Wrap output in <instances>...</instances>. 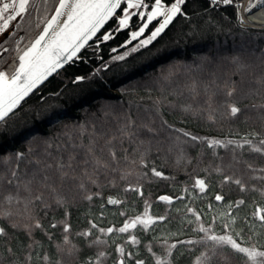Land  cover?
I'll return each instance as SVG.
<instances>
[{
  "label": "trees",
  "instance_id": "obj_1",
  "mask_svg": "<svg viewBox=\"0 0 264 264\" xmlns=\"http://www.w3.org/2000/svg\"><path fill=\"white\" fill-rule=\"evenodd\" d=\"M182 12L136 52L131 49L151 35L159 20L131 40L144 20L133 17L127 29L115 31L112 18L78 58L0 122V155L11 150L0 159V177L17 164L21 178L31 174L36 165L30 161L67 160L74 154L80 162L90 143L103 147L98 155L107 160L108 140L118 160L99 172L89 166L83 177L84 168H78L77 179L63 187L62 205L45 191L51 206L32 209L42 228L27 227L32 220L22 205L0 204V213L13 212L11 217L0 214L7 233L0 236V264H118L120 259L125 264H246L243 254L207 239L226 234L264 251V225L253 216L258 205L264 206V153L254 151L264 140V27L241 24L235 7L212 0H186ZM105 33L113 38L103 41ZM120 53L124 60L116 59ZM232 86L236 92L228 97ZM229 104L240 113L232 116ZM129 121L135 135L122 137L120 130ZM213 140L221 143L209 147ZM16 153L25 158L16 161ZM153 167L167 179L152 175ZM226 176L240 179L247 190L225 183ZM196 179L205 180L204 192L194 187ZM4 191L13 190L4 185ZM164 193L172 196L171 204L159 199ZM217 194L224 200L216 201ZM109 197L121 203L108 204ZM146 210L155 223L118 231ZM65 224L70 226L67 244ZM107 228L113 232H100ZM84 232L90 234L80 235ZM131 236L138 243H131Z\"/></svg>",
  "mask_w": 264,
  "mask_h": 264
},
{
  "label": "snow or ice",
  "instance_id": "obj_2",
  "mask_svg": "<svg viewBox=\"0 0 264 264\" xmlns=\"http://www.w3.org/2000/svg\"><path fill=\"white\" fill-rule=\"evenodd\" d=\"M186 0H58V3L54 7L53 14L50 17L43 18V27L39 31V34L26 44L23 48L17 45V55L12 65L7 69L0 70V122L6 120L10 113L20 104L25 97L29 95L39 84L43 83L50 75L55 73L57 69H60L65 64L78 58L81 49L85 48L89 44V41L93 37L97 36V33L104 27L106 22L114 18L117 22V28L115 31L127 29L130 25V21L133 17H139L145 22L137 31L131 32V40H136L140 37L148 25L154 21L159 20L158 26L151 35L146 39L139 40V44L131 49L132 52L138 51L139 48L147 47L150 45L160 34L168 27L173 21L174 17L178 14L184 15L182 12V5ZM47 3V0H45ZM223 3L224 5H232L237 10V16L239 17V10L241 5L235 3V0H212L213 5ZM264 7V0H250L249 6L245 11L251 13L253 8ZM120 11L122 15L117 16V11ZM147 10V11H144ZM34 0H0V34H3L10 27L12 21H16L18 18L23 20L25 16L31 17L33 12H39ZM242 22V20H241ZM39 26V25H38ZM113 38L112 33H105L102 35L103 41H108ZM19 40H23V37H18ZM101 39V37H97ZM129 40L126 43H131ZM4 51H8L7 48ZM115 51V49L113 50ZM118 60H124L125 56L121 55L116 57ZM78 79H83L79 77ZM236 92L235 86L228 88L226 95L231 97ZM228 109L232 116H236L240 113L241 109L235 104H229ZM134 122L129 121L124 125V128L120 130L121 136L135 135L132 131ZM151 131V129H149ZM185 136L190 137L191 140L197 141L199 138L191 136L190 133H183ZM115 139V138H113ZM209 147L220 144V141H208ZM231 143V142H229ZM246 143H250L246 141ZM112 140L106 141V147L108 148L109 159L105 160L102 155L104 148L97 149L95 143H90L87 148L84 149V154L80 162L77 161V155L69 154L67 160L61 158L52 159L49 161H30L36 165L34 171L29 174L25 173L24 177L18 174V164L16 167L8 173L7 176L0 177V204L7 205H22L23 214H27L28 218L32 220V223L27 225L31 228H42L43 225L39 219H34L32 216V209L35 206H43L45 209L51 205L47 204L44 200V192L47 191L50 195L55 197V203L59 206L65 203L61 196L64 185L69 182H74L77 179V169L83 167L84 171L80 173L83 177L87 175V168L91 166L94 171L99 172L102 170H108L113 167L114 163H118L117 153L112 150ZM260 147L254 148V151L264 153V140L260 141ZM243 145H241L242 147ZM50 147V146H49ZM77 145L73 144V148ZM79 147L83 148V145ZM25 158L24 153H16L15 160L20 161ZM141 164L147 167L141 159ZM252 166L249 165V168ZM255 171V169H253ZM260 171H264L261 169ZM152 175L155 177H164L163 173L157 171L155 167L151 169ZM147 175V173H145ZM95 182L94 180L92 181ZM224 182H234L240 187L241 191H246V185L240 179H234L230 176L224 178ZM4 185H7L13 191H8L5 194ZM80 188L84 187L83 183L79 184ZM194 187H198L200 192H204L207 185L205 180L196 179ZM129 190V189H126ZM132 191H139L138 188H131ZM143 195L142 192H140ZM182 198V197H181ZM86 199L91 200L92 196H86ZM161 201H166L169 204L172 203V199L168 196H161ZM216 201H223L224 196L217 194L215 196ZM108 204L116 205L121 201L112 197H109ZM241 200L239 204H243ZM237 205V206H238ZM188 211H193L189 209ZM5 217L13 216V212L4 211L0 213ZM67 214V213H66ZM196 215L195 213H193ZM253 216L258 219L262 225H264V206H257L253 212ZM197 220L200 219L199 215H196ZM163 220L165 217H159ZM155 223L152 217L148 215L147 210L143 216H136L123 223V226L118 229L120 233H129L130 229H135L137 225L143 228H147L149 224ZM51 227H56L55 224ZM228 225H225L227 228ZM92 228H96L95 224H92ZM201 232L209 233V229L201 226L199 229ZM65 243H69L67 234L70 232V226L65 224L63 228ZM101 233H112L113 228L100 229ZM90 232H84L80 235L88 236ZM6 229L0 227V236H6ZM237 237L239 233L235 234ZM207 239L214 242L215 245H228L236 253L243 254L246 258V264H264V251L258 250L256 245L250 247L242 246L243 241L237 242V239L233 235H207ZM98 243L100 241H97ZM131 243H138L135 236H131ZM183 243V242H181ZM187 243H194L193 241H187ZM174 248L176 245H171ZM122 256L125 255V250L122 246L116 249ZM101 256L103 253L100 254ZM131 256V253L127 254ZM47 259V257H45ZM118 264H125L124 259H120ZM135 264H144L142 260H136ZM157 264H161V261H157Z\"/></svg>",
  "mask_w": 264,
  "mask_h": 264
},
{
  "label": "rangeland",
  "instance_id": "obj_3",
  "mask_svg": "<svg viewBox=\"0 0 264 264\" xmlns=\"http://www.w3.org/2000/svg\"><path fill=\"white\" fill-rule=\"evenodd\" d=\"M249 2H250V0H246L244 2L243 1L241 2V0H240L239 3H238L239 5H241L240 10H239V17H240L239 22L241 24H243V25H246V23L244 21L241 22V10H242L244 5H245V8L247 9L248 6H249ZM54 4H55V0H47V3H45V0H38L37 8L40 11L39 12H33L31 17L25 16V18L23 19V25H24V28L26 30V32H25L26 36H25V39H24V41L22 43L21 48H23L26 44H28L31 40H33L39 34V31L44 26L42 17L43 18H47L48 17V15L51 12ZM144 11H147V10H144ZM119 15H122V13L120 11L117 12V16H119ZM143 23L141 24V26L143 25ZM121 55H124V53L123 54L122 53L117 54L116 56H121ZM14 60H15V58L10 62V64L6 65V69L10 65L13 64ZM10 153H11V150H9L6 153L0 155V159H2L4 157H8L10 155Z\"/></svg>",
  "mask_w": 264,
  "mask_h": 264
},
{
  "label": "flooded vegetation",
  "instance_id": "obj_4",
  "mask_svg": "<svg viewBox=\"0 0 264 264\" xmlns=\"http://www.w3.org/2000/svg\"><path fill=\"white\" fill-rule=\"evenodd\" d=\"M38 0H34L37 7ZM25 28L23 20L18 18L16 21L10 23V27L3 34H0V70L6 69V65L15 58L17 52V45L22 46L25 39ZM18 37H23V40H19ZM7 48L8 51H4Z\"/></svg>",
  "mask_w": 264,
  "mask_h": 264
},
{
  "label": "bare ground",
  "instance_id": "obj_5",
  "mask_svg": "<svg viewBox=\"0 0 264 264\" xmlns=\"http://www.w3.org/2000/svg\"><path fill=\"white\" fill-rule=\"evenodd\" d=\"M246 0H241V2ZM221 4V3H219ZM245 5L241 10V20L246 23V25L264 26V7L254 8L251 13L245 11Z\"/></svg>",
  "mask_w": 264,
  "mask_h": 264
},
{
  "label": "water",
  "instance_id": "obj_6",
  "mask_svg": "<svg viewBox=\"0 0 264 264\" xmlns=\"http://www.w3.org/2000/svg\"><path fill=\"white\" fill-rule=\"evenodd\" d=\"M118 11H119V10H118ZM118 11H117V12H118ZM52 14H53V12H52ZM52 14H51V15H52ZM51 15H50V16H51ZM111 20H112V19H110L108 22H106V24H105L104 27L100 30V32L103 31V30L106 28V26L108 25V23H109ZM100 32H98L97 35H98ZM94 38H95V37H93L92 40H93ZM92 40H91V41H92ZM91 41H89V43H90ZM86 46H87V45H86ZM86 46H85V47H86ZM83 49H84V48H83ZM83 49H81V51H82ZM79 54H80V53H79ZM67 64H68V63H67ZM67 64H65L63 67H65ZM63 67H61L60 69H57L56 72H58L59 70H61ZM56 72H55V73H56ZM55 73H53L52 75H54ZM52 75H50L47 79H49ZM47 79H46V80H47ZM46 80H45V81H46ZM45 81H43V83H44ZM43 83L39 84L35 89H33V91H32L31 93H29V95H28L27 97H25L24 100H22V101L20 102V104H19V105L13 110V111H15V110H16V109H17V108H18V107H19V106H20V105H21V104H22V103H23V102H24V101H25V100H26V99H27V98H28V97H29V96H30V95L36 90V89H38ZM10 114H11V113H10ZM161 196H168V197H170V198L172 199V196L169 195V194H166V193L161 194V195L159 196V198H160Z\"/></svg>",
  "mask_w": 264,
  "mask_h": 264
}]
</instances>
